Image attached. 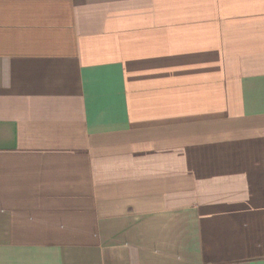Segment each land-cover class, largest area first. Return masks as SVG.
Segmentation results:
<instances>
[{"label":"crops","instance_id":"1","mask_svg":"<svg viewBox=\"0 0 264 264\" xmlns=\"http://www.w3.org/2000/svg\"><path fill=\"white\" fill-rule=\"evenodd\" d=\"M0 264H264V0H0Z\"/></svg>","mask_w":264,"mask_h":264}]
</instances>
